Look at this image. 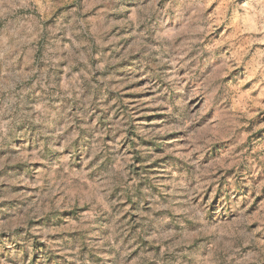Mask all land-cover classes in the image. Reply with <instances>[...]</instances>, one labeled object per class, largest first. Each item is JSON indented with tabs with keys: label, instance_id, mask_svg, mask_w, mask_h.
I'll list each match as a JSON object with an SVG mask.
<instances>
[{
	"label": "rangeland",
	"instance_id": "obj_1",
	"mask_svg": "<svg viewBox=\"0 0 264 264\" xmlns=\"http://www.w3.org/2000/svg\"><path fill=\"white\" fill-rule=\"evenodd\" d=\"M0 264H264V0H0Z\"/></svg>",
	"mask_w": 264,
	"mask_h": 264
}]
</instances>
